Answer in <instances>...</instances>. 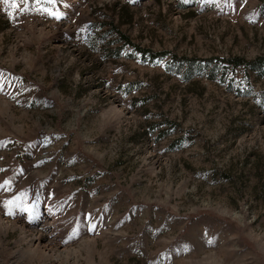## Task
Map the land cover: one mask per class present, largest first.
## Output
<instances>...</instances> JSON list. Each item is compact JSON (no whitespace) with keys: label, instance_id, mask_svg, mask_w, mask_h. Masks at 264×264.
Segmentation results:
<instances>
[{"label":"rangeland","instance_id":"374dc122","mask_svg":"<svg viewBox=\"0 0 264 264\" xmlns=\"http://www.w3.org/2000/svg\"><path fill=\"white\" fill-rule=\"evenodd\" d=\"M9 11L0 264H264V0Z\"/></svg>","mask_w":264,"mask_h":264},{"label":"trees","instance_id":"16d2710c","mask_svg":"<svg viewBox=\"0 0 264 264\" xmlns=\"http://www.w3.org/2000/svg\"><path fill=\"white\" fill-rule=\"evenodd\" d=\"M124 40H127L125 37H122ZM127 42V41H126ZM138 52L142 53L143 55L147 54L144 50L137 48ZM149 57L151 59L154 58H160L163 56V54H153V53H148ZM223 61L233 69L244 67L245 69H251V70H259V68L264 65V59L263 58H258L253 62H246L242 58H229L227 60L223 59Z\"/></svg>","mask_w":264,"mask_h":264},{"label":"snow or ice","instance_id":"6c2138e0","mask_svg":"<svg viewBox=\"0 0 264 264\" xmlns=\"http://www.w3.org/2000/svg\"><path fill=\"white\" fill-rule=\"evenodd\" d=\"M39 2V0H38ZM0 3H3L5 5L8 6V8L10 9L9 11V15L14 16L15 15V10H17L20 6V0H0ZM47 4L50 5H54L56 3V0H46ZM45 11L47 12L48 15L56 18V19H60L61 18V14L57 11H55L54 9H45ZM16 203V201H8L6 206H11L14 205ZM25 211H28L29 213H31L30 209H24ZM11 215V208L9 207V213Z\"/></svg>","mask_w":264,"mask_h":264}]
</instances>
